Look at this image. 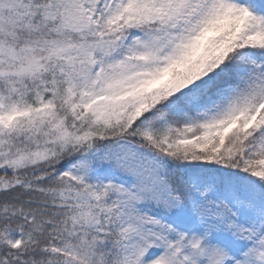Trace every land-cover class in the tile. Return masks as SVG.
<instances>
[{
    "label": "snow or ice",
    "instance_id": "obj_1",
    "mask_svg": "<svg viewBox=\"0 0 264 264\" xmlns=\"http://www.w3.org/2000/svg\"><path fill=\"white\" fill-rule=\"evenodd\" d=\"M0 264H264V0H0Z\"/></svg>",
    "mask_w": 264,
    "mask_h": 264
}]
</instances>
